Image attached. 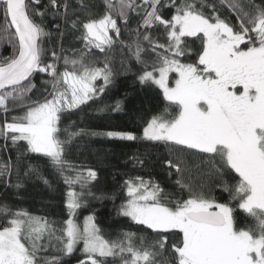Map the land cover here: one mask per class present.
Returning <instances> with one entry per match:
<instances>
[{
    "label": "snow or ice",
    "instance_id": "1",
    "mask_svg": "<svg viewBox=\"0 0 264 264\" xmlns=\"http://www.w3.org/2000/svg\"><path fill=\"white\" fill-rule=\"evenodd\" d=\"M219 3L234 20L215 0H103L102 14L85 0H0V43L12 49L0 56V151L16 152L0 158V181L17 191L33 178L50 186L42 160L67 187L63 220L0 204V264H63L80 244L78 264H264V0ZM69 31L79 48L64 47ZM54 35L58 46L46 48ZM117 46L140 66L134 82L158 88L163 107L143 119L141 135L62 129L66 114L113 86ZM121 68L131 71L123 60ZM123 108L118 99L95 112ZM86 135L166 146L161 165L180 195L142 176L122 184L117 215L143 233L108 239L94 211L78 222L90 200L105 198L92 190L98 172L66 159Z\"/></svg>",
    "mask_w": 264,
    "mask_h": 264
},
{
    "label": "trees",
    "instance_id": "2",
    "mask_svg": "<svg viewBox=\"0 0 264 264\" xmlns=\"http://www.w3.org/2000/svg\"><path fill=\"white\" fill-rule=\"evenodd\" d=\"M47 2V0H45ZM212 2V0H209ZM220 14L234 20L228 10L227 4L220 5L219 0H215ZM72 7H78L77 0H69ZM86 4L91 5L93 11L102 14L104 11L103 0H85ZM83 16V13H80ZM170 14V13H169ZM49 16L47 20H51ZM135 15L131 18L130 28H135L138 22ZM47 22V21H46ZM57 21L52 20L48 25L51 29L52 24ZM78 33L67 32L64 37V47L67 49L79 48L81 45L76 42L75 36ZM131 37L127 31L124 32L122 39L125 41ZM58 36L54 35L51 43H46V48L58 46ZM9 45L0 43V56L11 54ZM110 55L114 59V67L120 72L116 76L113 86L96 103H90L82 112L66 114L61 124L62 129L68 127L69 131L77 128H86L95 131H126L134 130L137 135L142 134L143 119H146L154 111L163 107L162 95L158 88L152 86H141L135 81V73L140 66L134 60L129 59L127 49L121 50L117 46ZM125 61L131 71L124 72L121 68V61ZM40 74L34 77L38 88L43 79ZM102 83V81H101ZM35 98V93L33 94ZM123 100L124 108L121 112L109 114L96 113L95 109L112 105L116 100ZM84 117L81 119V117ZM75 122V127H70ZM2 143V141H0ZM16 152L0 151V158L7 159L11 156L15 159ZM167 155V148L163 144H154L149 141H121L109 139L103 136H83L77 138L67 152L66 159L72 164L92 167L98 172L97 180L93 182V191L97 195L103 194L104 199L90 200L88 207L79 210L78 222L82 224L84 216L92 213L96 216L98 226L102 229V234L108 239H115L122 230L143 233L142 226L134 225L126 217L117 215V206L122 203L125 193L122 184L129 177L142 176L145 180L153 179L160 183L166 192L180 195L174 181L175 176L169 177L167 169L162 167L161 161ZM133 156H139L144 161L143 166L136 164ZM44 175L50 182L45 185L35 178L23 182L24 186L19 191L14 187H6L0 181V204L8 203L17 208L27 209L35 215L47 216L53 220H63L66 218V209L63 200L67 187L63 179L44 161H38ZM13 183L15 179L13 178ZM77 190L79 187L77 186ZM186 195V193H185ZM242 218L243 213H239ZM246 222L242 219L241 223ZM82 244L70 256L62 257L63 264H78L83 259L79 249ZM49 255H57L55 249L50 250ZM170 251L165 252L160 258L162 261L170 259ZM118 264V261H117Z\"/></svg>",
    "mask_w": 264,
    "mask_h": 264
}]
</instances>
